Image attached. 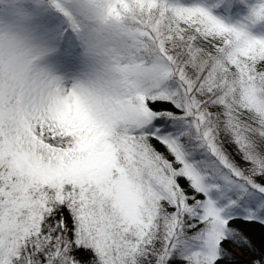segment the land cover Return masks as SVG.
Instances as JSON below:
<instances>
[{
  "label": "snow or ice",
  "instance_id": "6c2138e0",
  "mask_svg": "<svg viewBox=\"0 0 264 264\" xmlns=\"http://www.w3.org/2000/svg\"><path fill=\"white\" fill-rule=\"evenodd\" d=\"M115 3L166 74L115 114L0 83V264H264V0Z\"/></svg>",
  "mask_w": 264,
  "mask_h": 264
},
{
  "label": "clouds",
  "instance_id": "9594fccd",
  "mask_svg": "<svg viewBox=\"0 0 264 264\" xmlns=\"http://www.w3.org/2000/svg\"><path fill=\"white\" fill-rule=\"evenodd\" d=\"M61 5V0H55ZM0 0V83L13 90L40 88L66 107L93 114L131 112L139 97L164 78L167 65L115 0ZM71 7L72 11L66 10ZM58 11L73 35L78 69L56 70L63 44L48 22Z\"/></svg>",
  "mask_w": 264,
  "mask_h": 264
},
{
  "label": "trees",
  "instance_id": "16d2710c",
  "mask_svg": "<svg viewBox=\"0 0 264 264\" xmlns=\"http://www.w3.org/2000/svg\"><path fill=\"white\" fill-rule=\"evenodd\" d=\"M185 2H191V0H185ZM253 2H255V0H253ZM245 14V11L241 9L235 14H229L226 19H228L230 23H236L238 21H242ZM250 31L253 35L257 37H264V24L260 23L255 27H251ZM154 145L157 147L158 150L165 151L163 146L159 145L158 142H154ZM235 227L246 232L247 235L251 237L252 241L255 242L258 247L262 243H264V228H262L260 225L256 223L237 222ZM225 247L232 251L239 261H244L243 258L246 257H248V260L251 258L246 249L237 247L233 243H228L225 245ZM232 249L237 251L239 254L235 253Z\"/></svg>",
  "mask_w": 264,
  "mask_h": 264
},
{
  "label": "rangeland",
  "instance_id": "374dc122",
  "mask_svg": "<svg viewBox=\"0 0 264 264\" xmlns=\"http://www.w3.org/2000/svg\"><path fill=\"white\" fill-rule=\"evenodd\" d=\"M70 4V0H61V7H65L66 5ZM55 8V6H52ZM66 10L71 12V7H66ZM48 22L51 24L57 25L60 31V35L62 37V44L63 49L60 53V55L54 60V64L56 68L60 67H66L69 66V68L66 71L60 72L65 75L71 76L73 73H75L79 67L78 60H77V51L76 46L74 43V38L70 30H67L65 26L61 25L60 22V15L59 12L56 11L52 15L48 17ZM264 24V23H262ZM61 65V66H60ZM59 71V70H57ZM235 253L239 254L237 251L232 249ZM244 261L248 260V257L243 258Z\"/></svg>",
  "mask_w": 264,
  "mask_h": 264
},
{
  "label": "bare ground",
  "instance_id": "6f19581e",
  "mask_svg": "<svg viewBox=\"0 0 264 264\" xmlns=\"http://www.w3.org/2000/svg\"><path fill=\"white\" fill-rule=\"evenodd\" d=\"M61 66V65H60ZM69 68V66L66 67H60V68H56V70H59L58 72H63L66 71Z\"/></svg>",
  "mask_w": 264,
  "mask_h": 264
}]
</instances>
